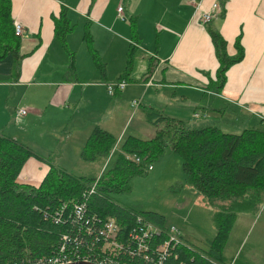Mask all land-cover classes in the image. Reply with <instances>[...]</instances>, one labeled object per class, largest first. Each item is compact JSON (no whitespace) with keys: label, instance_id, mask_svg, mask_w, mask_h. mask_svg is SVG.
Masks as SVG:
<instances>
[{"label":"crops","instance_id":"0c3cea01","mask_svg":"<svg viewBox=\"0 0 264 264\" xmlns=\"http://www.w3.org/2000/svg\"><path fill=\"white\" fill-rule=\"evenodd\" d=\"M11 2L12 18L23 27L21 57L15 76L12 57L0 59V133L35 153L26 160L19 183L38 185L49 163L74 173L70 167L80 160L95 125L121 144L128 122L135 117L147 122L152 110L189 125L199 118L213 122L220 117L227 124L242 121L241 126L249 115L258 117L256 123L264 118V0H198L204 10L212 3L219 5L207 25L199 22V12L188 0ZM62 9L73 26L65 46L54 36L52 20ZM131 18L137 38L131 32ZM205 27L223 36L230 55L235 54L233 43L239 34L244 48L243 59L228 68L219 92L213 83L218 61ZM85 32L98 63L84 40ZM131 47L129 79L122 90L109 94L107 84L118 82ZM201 92L210 97L201 98ZM133 100L139 104L133 105ZM19 108L27 109L21 123L15 121ZM153 128L145 130L147 138L128 136L148 140L155 134Z\"/></svg>","mask_w":264,"mask_h":264},{"label":"trees","instance_id":"16d2710c","mask_svg":"<svg viewBox=\"0 0 264 264\" xmlns=\"http://www.w3.org/2000/svg\"><path fill=\"white\" fill-rule=\"evenodd\" d=\"M52 20L54 36L65 46V37L73 29L65 10L52 16ZM130 27L133 38H137L135 18L130 19ZM208 33L218 61L213 83L219 92L228 68L243 59L244 48L239 34L233 43L235 54L230 55L223 36L209 27ZM84 40L98 63L88 32L84 33ZM20 45L21 39L14 33L12 2L0 0V59L12 56L14 76L19 70ZM133 51L131 47L126 54L125 69L118 82L129 79ZM146 120L155 127L154 136L148 140L125 137L112 165L106 166L98 177L77 175L49 163L38 185L17 181L26 160L35 153L0 133V264H29L55 253L63 235L70 238L76 235L78 219L73 215L74 204L83 201L87 218L94 215L97 221H104L111 217L121 229H131L137 216L165 227L164 215L123 206L111 194L129 190L130 180L147 171V166L167 149L181 159L186 182L216 209L215 234L208 241V249L200 252L183 242L177 250L180 258L184 264H210V260L226 263L222 252L236 218L239 214L255 212L264 199V118L239 133L224 132L214 125L189 127L183 120L154 110L147 113ZM116 142L111 132L95 125L81 149L80 159L109 160ZM127 156H136L141 161ZM95 182L93 192L89 193ZM95 219L89 225H94ZM176 262L169 257L164 264ZM139 263L153 264L142 260Z\"/></svg>","mask_w":264,"mask_h":264},{"label":"rangeland","instance_id":"374dc122","mask_svg":"<svg viewBox=\"0 0 264 264\" xmlns=\"http://www.w3.org/2000/svg\"><path fill=\"white\" fill-rule=\"evenodd\" d=\"M219 19L220 16H217L215 20ZM195 84L204 86L200 83ZM201 94V98L210 97L206 93L201 92ZM104 102L106 103L107 100L104 99ZM247 117L249 119L247 118L248 120L242 126L240 124L242 121L227 124L224 122V118L220 117L213 122L200 118L193 119V123L187 125L189 127L214 125L224 132L239 133L244 128L257 124L258 117L256 115ZM136 118L128 122L120 143L129 134L147 138L145 130L154 129L145 119L137 122ZM140 128L143 132L138 131ZM119 147L120 144H117L114 154L109 160L83 161L75 159L74 161L77 160V163L70 167V170L77 175L98 177L106 166L112 165ZM181 163V159L170 149H167L162 156L151 163V170H145L143 174L130 180L129 190L114 192L111 197L115 202L136 211H154L164 215L167 225H174L179 229L182 241L184 240L200 252H205L208 249V241L215 234L213 214L216 209L208 204L201 192L186 182ZM222 253L226 263L234 259V261L237 260V264H264V200L259 202L255 212L238 215Z\"/></svg>","mask_w":264,"mask_h":264},{"label":"built area","instance_id":"2783aa9c","mask_svg":"<svg viewBox=\"0 0 264 264\" xmlns=\"http://www.w3.org/2000/svg\"><path fill=\"white\" fill-rule=\"evenodd\" d=\"M188 1L199 12V22L204 25L212 21L219 6L218 3H212L209 9L204 10L200 7L198 0ZM118 14L122 18V7H118ZM13 27L15 35L21 36L23 32L21 23L13 20ZM148 82L150 83V80ZM125 85V80L107 84L108 93L113 94L115 89L122 90ZM132 104L136 106L139 102L133 100ZM26 113V108H19L15 113V121L21 123ZM117 144L118 140L113 150ZM127 157L136 162L141 161L136 156ZM151 169L152 165H148L147 171ZM95 184L96 182L93 183L89 193L93 192ZM85 210L84 201L74 204L73 215L75 219H78L76 235L73 238L63 235L55 253L48 257L37 258L29 264H69L79 261L94 264H140V260L153 264H164L165 259L169 257L177 260L175 264H184L177 251L183 241L176 226L161 227L143 219L142 216H137L131 229L125 230L121 229L116 220L111 217L104 221H97L94 215L87 218ZM94 219L95 224L89 225ZM209 263L234 264V260L229 263L210 260Z\"/></svg>","mask_w":264,"mask_h":264},{"label":"water","instance_id":"95a60500","mask_svg":"<svg viewBox=\"0 0 264 264\" xmlns=\"http://www.w3.org/2000/svg\"><path fill=\"white\" fill-rule=\"evenodd\" d=\"M69 264H94V263L79 261V262H73V263H69Z\"/></svg>","mask_w":264,"mask_h":264}]
</instances>
